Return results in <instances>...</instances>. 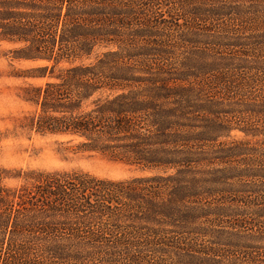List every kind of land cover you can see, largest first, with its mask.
Masks as SVG:
<instances>
[{"label": "trees", "instance_id": "obj_1", "mask_svg": "<svg viewBox=\"0 0 264 264\" xmlns=\"http://www.w3.org/2000/svg\"><path fill=\"white\" fill-rule=\"evenodd\" d=\"M123 9L114 0H0V41L22 44L12 58L47 62L18 75L49 78L21 87L20 98L34 106L23 126L67 137L75 152L174 171L124 180L34 172L30 188L21 185L11 195L0 186V264H22L28 257L73 259L69 264L155 259L185 244L184 231L166 226L192 224L196 217L188 207L196 197L188 177L194 158L190 130L184 131L190 125L178 121L187 109L180 89L142 87L128 70L121 45L138 9L129 17ZM119 36L120 56L109 49L94 62L53 73L58 63L87 58ZM14 197L16 206L9 202Z\"/></svg>", "mask_w": 264, "mask_h": 264}, {"label": "rangeland", "instance_id": "obj_2", "mask_svg": "<svg viewBox=\"0 0 264 264\" xmlns=\"http://www.w3.org/2000/svg\"><path fill=\"white\" fill-rule=\"evenodd\" d=\"M114 4L126 8L128 17L138 9L123 35L126 45H121L129 55L125 61L133 77L142 87L181 91L187 110L178 121L190 125L184 131L190 130L194 157L188 177L196 197L188 207L196 217L192 224L166 226L184 231L185 244L168 249L163 258L95 262L264 264V0H114ZM120 37L110 47L96 46L87 58L58 63L53 73L94 62L109 49L122 53ZM21 46L0 41L2 188L11 190V195L21 185L30 188L34 172L78 171L111 180L165 172L142 170L94 151L75 152L73 142L65 143L67 137L23 126L34 106L20 98L21 87L42 85L49 78L18 76L47 64L12 58V51ZM221 75L226 79L220 83ZM9 202L16 206L18 199ZM20 261L69 264L73 259Z\"/></svg>", "mask_w": 264, "mask_h": 264}]
</instances>
